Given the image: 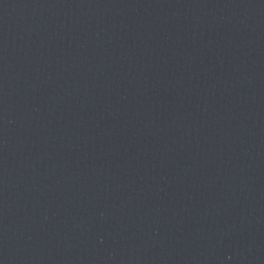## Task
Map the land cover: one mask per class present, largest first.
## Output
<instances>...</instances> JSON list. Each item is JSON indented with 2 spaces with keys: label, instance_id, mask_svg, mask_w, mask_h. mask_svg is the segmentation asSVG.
I'll return each instance as SVG.
<instances>
[{
  "label": "water",
  "instance_id": "95a60500",
  "mask_svg": "<svg viewBox=\"0 0 264 264\" xmlns=\"http://www.w3.org/2000/svg\"><path fill=\"white\" fill-rule=\"evenodd\" d=\"M0 264H264V154L0 4Z\"/></svg>",
  "mask_w": 264,
  "mask_h": 264
}]
</instances>
